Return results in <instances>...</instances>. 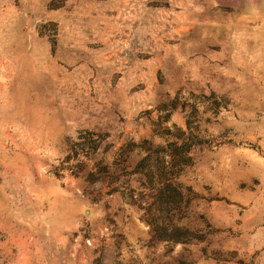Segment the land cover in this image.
<instances>
[{
    "label": "rangeland",
    "instance_id": "obj_1",
    "mask_svg": "<svg viewBox=\"0 0 264 264\" xmlns=\"http://www.w3.org/2000/svg\"><path fill=\"white\" fill-rule=\"evenodd\" d=\"M0 264H264V0H0Z\"/></svg>",
    "mask_w": 264,
    "mask_h": 264
}]
</instances>
